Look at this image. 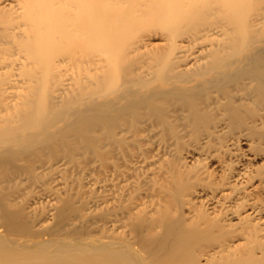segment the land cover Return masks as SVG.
<instances>
[{"label":"bare ground","instance_id":"bare-ground-1","mask_svg":"<svg viewBox=\"0 0 264 264\" xmlns=\"http://www.w3.org/2000/svg\"><path fill=\"white\" fill-rule=\"evenodd\" d=\"M0 264H264V0H0Z\"/></svg>","mask_w":264,"mask_h":264}]
</instances>
